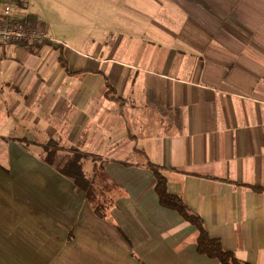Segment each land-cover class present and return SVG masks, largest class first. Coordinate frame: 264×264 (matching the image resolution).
I'll use <instances>...</instances> for the list:
<instances>
[{"label": "crops", "instance_id": "1", "mask_svg": "<svg viewBox=\"0 0 264 264\" xmlns=\"http://www.w3.org/2000/svg\"><path fill=\"white\" fill-rule=\"evenodd\" d=\"M0 1L56 41L0 46V264H220L147 162L224 249L264 264V0ZM46 140L87 155V177L104 164L103 218L32 149Z\"/></svg>", "mask_w": 264, "mask_h": 264}, {"label": "trees", "instance_id": "2", "mask_svg": "<svg viewBox=\"0 0 264 264\" xmlns=\"http://www.w3.org/2000/svg\"><path fill=\"white\" fill-rule=\"evenodd\" d=\"M30 20L37 23L32 18ZM20 46L31 48L27 45ZM59 61L67 68L68 64L63 57L62 51ZM19 141L23 142L24 140ZM44 152V163L70 180L76 189L85 192L96 215L103 218L106 210L113 203L109 200L108 195L101 192V186L104 184V164H96L93 174L87 177L83 171L85 162L88 160L87 155L72 150H59L56 148V145L54 147H44ZM146 167L153 172L156 179L155 191L159 196L161 205L165 208L175 210L187 223L197 228L199 232L197 251L199 254L216 259L220 264H250L238 260L233 252L224 249L219 239L212 238L209 235L202 217L193 212L182 197L172 195L168 192V179L163 168L151 162H147Z\"/></svg>", "mask_w": 264, "mask_h": 264}, {"label": "built area", "instance_id": "3", "mask_svg": "<svg viewBox=\"0 0 264 264\" xmlns=\"http://www.w3.org/2000/svg\"><path fill=\"white\" fill-rule=\"evenodd\" d=\"M55 41L47 26L14 13L12 4L0 1V46L27 45L40 48Z\"/></svg>", "mask_w": 264, "mask_h": 264}, {"label": "rangeland", "instance_id": "4", "mask_svg": "<svg viewBox=\"0 0 264 264\" xmlns=\"http://www.w3.org/2000/svg\"><path fill=\"white\" fill-rule=\"evenodd\" d=\"M44 25H45V24H44ZM45 26H47V25H45ZM47 27H48V26H47ZM48 29H49V28H48ZM132 38H133V36H129L128 41H129V42H133V39H132ZM53 39H54V38H53ZM54 41H55V40H54ZM55 43H56V41H55ZM55 43H54V44H55ZM2 89H5V90H2ZM6 91H7L6 88L0 85V97H1V96H4L5 93H6ZM0 113H1V110H0ZM17 133H18V134L21 133L19 127H18V132L16 131V135H17ZM40 133H42V132H38V134H40ZM1 135H7V133H6V132H0V136H1ZM53 141L55 142V140H53ZM6 144H7V143H5V141L1 140V138H0V160H2L3 162L6 161V158H7V155H8V147H7ZM44 144L49 145V147H54V145H51L52 142H50V141H48V140H46V141L44 142ZM30 149H31V148H30ZM32 149H34V150L36 151V153L39 154L40 156H45L44 147L40 148V147H35V146H33ZM85 163H86V162H85ZM83 171H84V170H83Z\"/></svg>", "mask_w": 264, "mask_h": 264}]
</instances>
